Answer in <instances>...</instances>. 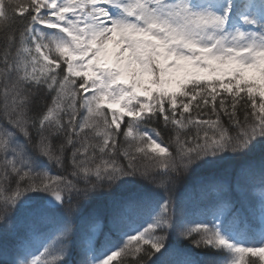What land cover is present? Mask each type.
<instances>
[{"label": "snow or ice", "instance_id": "snow-or-ice-1", "mask_svg": "<svg viewBox=\"0 0 264 264\" xmlns=\"http://www.w3.org/2000/svg\"><path fill=\"white\" fill-rule=\"evenodd\" d=\"M185 177L181 191L264 226V200L247 204L264 185V0H0V264H175L179 240L264 264V239H233L216 215L188 223ZM52 211L59 233L17 260Z\"/></svg>", "mask_w": 264, "mask_h": 264}, {"label": "trees", "instance_id": "trees-1", "mask_svg": "<svg viewBox=\"0 0 264 264\" xmlns=\"http://www.w3.org/2000/svg\"><path fill=\"white\" fill-rule=\"evenodd\" d=\"M227 82V79H225ZM218 84V82H216ZM221 95H227V93L221 91ZM241 95H245V93H241ZM259 100V97H256ZM50 100V97L48 98ZM127 119V118H125ZM165 139H168L167 134H165ZM126 146V145H125ZM70 155V153H69ZM260 157V150L258 149L255 154V159L258 161ZM122 163H126L123 160V157L120 158ZM235 165L231 163H226L223 165L221 171L225 173H230L232 168ZM48 171L52 174H64L68 175V173H61V170L56 166H49ZM69 179H74L70 175ZM189 183L188 177H185L184 181L181 183V188L177 189L176 195L180 196V198L184 201L185 211H186V219L189 224L195 225L200 222H209L212 220L213 215H216L220 218L221 222L226 226V231H229L232 235L233 239H243L245 243H257L261 239H264V236L261 235L264 232V226L260 224L258 211L252 215L247 221V227L245 226V222L241 221L238 225L235 223V217L230 214L227 208L221 209L218 207L213 198L210 196H205L199 192H195L191 187H188L186 191H181L184 188V185ZM152 187L154 191L160 192L162 189H155ZM248 200L247 204L249 206V210L259 208L260 202L264 200V185L259 184L258 177L255 178L254 182L248 187ZM154 200H158L159 197H154ZM101 202H96L94 205H90L89 209H84V215L80 216L76 221L77 229H83L85 227H90L87 221V213L92 206H97ZM83 205V202H82ZM152 204L149 203L142 210L133 212L121 225L119 233L113 235L107 239L101 236L99 237V242L96 244L95 254L100 255L103 249L107 246H111L114 243H118L120 239V234L125 231L132 230L136 227H140L145 225L149 218L152 209ZM62 217L60 213L56 211H52L50 213V219L45 221L40 228V231L34 233L30 238L26 239L20 246L18 253H16L15 258L17 260H22L25 256H28L30 253L36 251L41 248L42 243L50 242L55 235H57L62 227ZM233 224V228L229 229L227 225ZM2 227V226H0ZM4 237L0 235V245L4 244ZM9 246H11V240L8 241ZM173 250L174 254L170 256L168 259L170 261L175 262V264H180L181 261L185 259H192L197 261V264H226V261L229 259L227 254L223 251L213 250L211 248H194L190 242L187 240H179L173 241ZM73 259L76 260L78 257L76 255L73 256ZM119 259V258H117ZM246 260H256L257 264H260L258 257H245ZM114 264L116 262L114 261Z\"/></svg>", "mask_w": 264, "mask_h": 264}]
</instances>
